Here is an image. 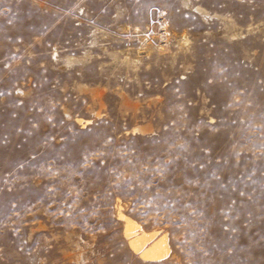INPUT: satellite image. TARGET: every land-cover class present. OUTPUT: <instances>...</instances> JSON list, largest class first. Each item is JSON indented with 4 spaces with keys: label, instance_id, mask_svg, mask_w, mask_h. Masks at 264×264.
Wrapping results in <instances>:
<instances>
[{
    "label": "rangeland",
    "instance_id": "obj_1",
    "mask_svg": "<svg viewBox=\"0 0 264 264\" xmlns=\"http://www.w3.org/2000/svg\"><path fill=\"white\" fill-rule=\"evenodd\" d=\"M0 264H264V0H0Z\"/></svg>",
    "mask_w": 264,
    "mask_h": 264
},
{
    "label": "bare ground",
    "instance_id": "obj_2",
    "mask_svg": "<svg viewBox=\"0 0 264 264\" xmlns=\"http://www.w3.org/2000/svg\"><path fill=\"white\" fill-rule=\"evenodd\" d=\"M125 219L126 235L132 249L148 261L161 260L168 254L166 236L155 239L156 233H138L140 225L129 218ZM157 238V237H156Z\"/></svg>",
    "mask_w": 264,
    "mask_h": 264
}]
</instances>
